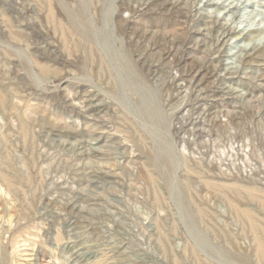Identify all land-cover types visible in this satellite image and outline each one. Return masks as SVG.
<instances>
[{
    "label": "rangeland",
    "instance_id": "374dc122",
    "mask_svg": "<svg viewBox=\"0 0 264 264\" xmlns=\"http://www.w3.org/2000/svg\"><path fill=\"white\" fill-rule=\"evenodd\" d=\"M0 173V264L263 263L264 0H0Z\"/></svg>",
    "mask_w": 264,
    "mask_h": 264
},
{
    "label": "bare ground",
    "instance_id": "6f19581e",
    "mask_svg": "<svg viewBox=\"0 0 264 264\" xmlns=\"http://www.w3.org/2000/svg\"><path fill=\"white\" fill-rule=\"evenodd\" d=\"M49 1H51V0H49ZM44 2H45V1H44ZM47 3H48V2H47ZM47 5H48V4H47ZM49 6H50V5H49ZM47 7H48V6H47ZM47 9H48V8H47ZM49 10H50V9H48V11H49ZM48 11H46V12H48ZM50 11H51V10H50ZM52 13H53V12H52ZM46 14H47V16H48V15L50 16L49 12L46 13ZM51 16L53 17V14H52ZM50 19H52V18H50ZM76 19H77V18H76ZM69 20H70V22H69L70 25H71V26H74V25H75V18H72V17H71ZM50 21H51V20H50ZM58 22H59V23H58ZM58 22H57V23H58L57 25L60 24V21H58ZM51 24H52V23H51ZM57 25H56V26H57ZM62 25H63V24H62ZM63 26H64V25H63ZM52 27H53V26H52ZM59 28H60V25H59ZM64 28H65V27H64ZM57 29H58V28H57ZM61 29H62V27H61L60 30H58V31L61 32V31H62ZM65 29H66V28H65ZM67 29H68V27H67ZM69 31H70V30H69ZM69 31H68V32H69ZM60 32L58 33L59 35H60ZM65 32H67V30H66ZM77 32H78V31H77ZM70 33H71V32H70ZM84 33H85V32H84ZM11 34H12V33H11ZM12 35H13V34H12ZM67 35H68V34H67ZM70 35H72V34H70ZM10 36H11V35H10ZM62 36L64 37L63 34H62ZM74 36H75V35H74ZM13 37H14V36H13ZM70 37H72V36H70ZM13 39H14V38H13ZM15 39H16V38H15ZM17 39H18V38H17ZM62 39H64V38H62ZM62 39H61V40H62ZM77 40H78V39H77ZM80 40H81V39H80ZM63 41H64V40H62V42H63ZM80 42H81V41H80ZM63 43H64V42H63ZM71 45H72V43H71ZM89 45H90V44H89ZM89 45H88V48H89ZM65 46L68 48L67 45H65ZM75 48H76V47H75ZM72 50H73V49H72ZM74 50H75V49H74ZM88 54H89V52H88ZM89 56H90V54H89ZM98 58H99V57H98ZM90 59H91V58H90ZM32 61H33V60H32ZM33 62H35V61H33ZM42 64H43V63H42ZM32 65H35V66H36L37 63L35 62V64L33 63ZM104 66H105V63H104ZM37 67H38V66H37ZM34 68H35V67H34ZM44 68L46 69L45 66H44V67L40 66L41 71H42ZM45 69H44L43 71H45ZM35 84H36V83H35ZM2 97H3V96L1 95V99H2ZM3 98H4V97H3ZM2 102H4V101H2ZM22 123H23V122H22ZM25 131H26V130H25ZM21 132H22V131H21ZM26 136H27V135H26ZM259 159H260V158H259ZM158 172H159V171H158ZM0 174H1V173H0ZM1 176H2V177H1ZM1 176H0V177L2 178L4 184L7 186V188H8L9 190H11V191H16V187H15V185H14V184H13V183H12L7 177H6V176H4V175H1ZM152 177H153V176H152ZM250 177H251V176H250ZM147 179H148V177H147ZM18 180H20V179H18ZM24 180H25V179H24ZM152 181H153V180H152ZM149 183H150V182H149ZM152 183H153V182H152ZM206 183H207V182H206ZM208 183H209V182H208ZM150 184H151V183H150ZM212 184H213V183H212ZM212 184H207V185H208L209 187H213ZM210 185H211V186H210ZM231 185H234V184H231ZM235 185H236V184H235ZM221 187L224 188L225 190H227V189H233L235 193H236V190L238 191V188H239V187L236 188L237 186H235V188H236V190H235V188H233L234 186H232L231 188H229L228 186L226 187V185H225L224 187H223V186H221ZM260 187H261V186H260ZM214 188H216V187H213V189H214ZM226 188H227V189H226ZM250 188H251V187H250ZM241 189H242V188H241ZM244 189H246V188L243 187V190H242V191H245ZM252 189H253V188H251V190H252ZM218 190H220L219 187H218ZM248 190H250L249 187H248ZM248 190H246L247 192L245 191V193H248V195H250V196H251V195H254V197H255V196L257 195V193H258V192H255V193H256V195H255L254 193L252 194L251 191H248ZM214 191H217V189H216V190L214 189ZM254 191H258V190H254ZM262 191H264V190H262ZM262 191H261V192H262ZM229 192H230V191H229ZM234 192H233V193H234ZM237 193H238V192H237ZM219 194H220V193H219ZM222 194L224 195V193H222ZM220 195H221V194H220ZM235 195H236V194H235ZM238 195H239V193H238ZM238 195H237V196H238ZM244 195H245V194H244ZM261 195H264V194H259V196H258L259 198L256 196V197H255L256 200H257V199H260V196H261ZM239 197H240V196H239ZM245 197H246V196H245ZM225 198H226V197H225ZM252 198H253V197H252ZM157 199H158V198H157ZM246 199H248V197H247ZM262 199H264L263 196H262ZM262 199H260V202H261V204L264 206V200H262ZM251 200H252V199H250V201H251ZM157 201H158V200H157ZM257 201H259V200H257ZM257 201H256V202H257ZM230 203H231V202H230ZM261 204H260V205H261ZM231 205L235 206V205L232 204V203H231ZM231 207H232V206H231ZM232 208H233V207H232ZM233 209H234V208H233ZM244 209H245V208H244ZM247 209H249V208H247ZM260 209H261V208H259V210H260ZM200 210H201V209H200ZM235 210H237L238 212H241V211L239 210V208L237 209V207L235 208ZM241 210H242V209H241ZM198 211H199V210H198ZM242 211H245V210H242ZM262 211H263V210H262ZM199 212H200V211H199ZM203 212H204V211H203ZM255 212H256V211H255ZM204 213H205V212H204ZM204 213H202V210H201V212H200L199 214H202V215H203ZM243 213H244V212H243ZM257 213H258V212H257ZM250 214H251V213H250ZM250 214L247 213V215H250ZM245 215H246V211H245ZM247 215H246V216H247ZM252 215H253V214H252ZM203 216H204V215H203ZM203 218H205V217H203ZM247 218L249 219V216H247ZM258 218H259V217H258ZM237 220H239V219H237ZM244 221H246V220H244ZM239 222H240V220H239ZM260 222H261V221H260ZM249 223L251 224V228H256L255 226H257V224H254V223H256L255 221H254V223H253V222L251 223V221H250V219H249ZM246 224L248 225V223H246ZM240 225H242L241 222H240ZM261 225H264V222H263V224H261ZM243 226H244V225H243ZM248 226H249V225H248ZM248 226H247V227H248ZM261 227H262V226H261ZM245 228H246V227H245ZM242 229H244V227H243ZM248 229H249V228H248ZM256 229H257V228H256ZM245 230H246V229H245ZM253 230H254V229H253ZM259 230H260V229H259ZM241 231H242V230H241ZM248 231H249V230H248ZM249 232H252L251 229H250ZM242 233H243V232H242ZM254 233H255V231H254ZM260 233H261V232H260ZM250 234H252V233H250ZM241 235H242V234H241ZM254 237H255V236H254ZM249 238H250V237H249ZM263 238H264V234H261L260 236L255 237V239L253 238V239L255 240V243H254V244L256 245V253H257L256 255H258L259 260H262V262L264 261V250H263V249H264V248H263V247H264V246H263L264 241H263ZM250 240L252 241V239H250ZM190 250H191V249H190ZM190 254H191V253H190ZM193 254H194V253H193ZM194 255H196V254H194ZM254 255H255V254H254ZM256 255H255V256H256ZM249 256H250V254H249ZM258 257H257V258L255 257V258H256L255 260H258ZM235 259H236V258H235ZM253 263H254V262H253ZM263 263H264V262H263ZM263 263H261V264H263ZM259 264H260V262H259Z\"/></svg>",
    "mask_w": 264,
    "mask_h": 264
}]
</instances>
